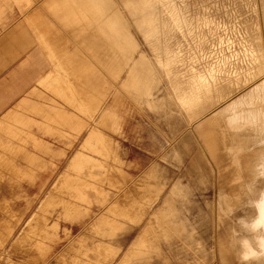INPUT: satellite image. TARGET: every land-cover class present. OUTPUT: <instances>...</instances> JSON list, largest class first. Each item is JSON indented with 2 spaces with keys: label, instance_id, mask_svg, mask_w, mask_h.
I'll use <instances>...</instances> for the list:
<instances>
[{
  "label": "rangeland",
  "instance_id": "obj_1",
  "mask_svg": "<svg viewBox=\"0 0 264 264\" xmlns=\"http://www.w3.org/2000/svg\"><path fill=\"white\" fill-rule=\"evenodd\" d=\"M45 1L33 0L25 13L14 7L10 23L0 25V39L10 28L25 24L30 13L47 11ZM112 1V6L106 3L102 9L116 36V68L113 72V56L105 57L101 65L106 68L98 67L95 72L97 78L104 82L114 79L117 85L116 98H123L129 110L124 132L113 129L100 115L109 99L98 95L87 101L90 108L85 115L75 107L92 92L68 102L46 90L65 108L82 116L86 127L70 146L39 135L65 155L41 154L42 159L33 161V169L27 168L31 163L25 159L26 152L16 153L15 164L23 169L0 163L4 174L0 176V264H93L88 262L86 250L74 249L84 245V241L73 239L80 236H89L88 246H116V258L104 257L99 264H119L146 223L148 240L168 241H161L168 254L166 261L155 258L149 264H237L236 217L251 219L255 210L250 202L264 189V181L253 180V168L264 157V135L229 131L224 108L226 102L233 107L249 106L262 90L253 88L260 84L250 81V73L264 67V0ZM37 18L36 27H45L37 24ZM96 28L99 32V26ZM69 37V31L56 36L63 43ZM58 51L75 50L67 46ZM29 89L25 87L24 92ZM152 97L163 102L170 119L163 109L156 113L137 103ZM207 110L215 112L217 125L214 156L206 140L210 123L190 119L192 113L199 116ZM93 128L106 139L103 157L110 165L108 177L97 182L113 193L116 201L105 210H97L95 215H102L98 219L85 218L97 220L98 225L91 224L93 227L86 230L80 224L83 218L66 214V210H77L81 203L89 206V200L50 201L56 195L53 189L71 171L73 157L86 151L84 141ZM235 137L242 151L239 155L232 145ZM27 148L32 150L33 146ZM25 172L33 176H25ZM10 183L16 187L12 192L8 190ZM233 209L235 216L230 215ZM55 221L60 225L56 236L32 233L33 227L52 226ZM47 229L53 232L51 227ZM240 233L243 236L242 229ZM115 236L116 240H109ZM61 254L63 258H57Z\"/></svg>",
  "mask_w": 264,
  "mask_h": 264
},
{
  "label": "crops",
  "instance_id": "obj_2",
  "mask_svg": "<svg viewBox=\"0 0 264 264\" xmlns=\"http://www.w3.org/2000/svg\"><path fill=\"white\" fill-rule=\"evenodd\" d=\"M32 3L33 0H0V25L7 26L10 23L14 7L25 13L32 7ZM106 3L113 5L112 0H46L47 11L30 13L25 24L10 28L0 39V163L4 167L25 168L21 164H15L18 152L27 153L25 159L31 163L27 168L32 169L33 161L42 159L41 154L50 157L64 156V150L55 149L51 142L43 140L39 135L49 136L56 143L70 146L72 139L80 136L86 127L82 116L65 108L57 99L50 97L46 90L68 102L76 99L78 101V96L92 92L90 98L86 95V99L78 101L79 106L75 107L85 115L90 108L87 101H94L98 95L109 99L108 104L100 111V115L110 122L113 129L120 133L124 132L129 110L123 98H116L117 85L113 82V76L112 81L104 82L97 78L95 72L98 67L103 70L106 68L104 64L101 65L105 57L113 56L112 71L115 72L116 68L114 54L116 36L110 20L103 18L105 11L102 7ZM36 16L40 21L37 24L42 23L45 27H36ZM96 26H99L100 33L97 32ZM117 30L120 31V28ZM63 31H69L72 36L64 43L56 38L63 34ZM67 46L74 48L75 51H58ZM81 49L90 52L84 53L80 51ZM116 73V81H118L120 73L117 70ZM25 87L30 89L24 92ZM158 100L157 97H152L137 103L145 104L156 113L163 109L166 118L170 119L169 112L163 108L165 105ZM188 123L191 127L190 122ZM105 142V137L93 128L84 141L83 148L86 151L78 152L73 157L69 165L71 171L66 173L60 186L53 189L56 195L50 201L89 200L91 202L89 206L81 203L77 210H66V214L72 212L73 216L83 218L80 224L86 230L93 227L91 224H95L94 227L98 225L97 220L90 222L85 218L98 219L102 215H95L96 211L105 210L116 201L113 193L99 185L101 179L108 177L110 167L106 157H103L102 147ZM28 145H32L33 149L27 148ZM2 175L4 176L0 172V176ZM24 175L32 177L33 173L25 172ZM151 175L158 177L155 172ZM15 188L13 183L8 190L12 192ZM144 199L151 197L145 196ZM53 210L57 213L56 209ZM49 227L53 232L47 229ZM58 228L60 225L55 221L52 226L48 224L33 227L32 233L47 232L50 236H56ZM148 229L146 223L133 247L123 254L119 264H149L155 258L166 261L168 254L161 246V241H168L148 240ZM6 230L12 233V229L6 228ZM88 238L89 236L73 238L79 242L84 241L82 242L84 245L74 249L86 250L88 262L99 264L104 257L116 258L119 252L116 246H88L85 245ZM109 240H116V236ZM95 250L102 254L95 253ZM56 256L63 258L62 254Z\"/></svg>",
  "mask_w": 264,
  "mask_h": 264
},
{
  "label": "bare ground",
  "instance_id": "obj_3",
  "mask_svg": "<svg viewBox=\"0 0 264 264\" xmlns=\"http://www.w3.org/2000/svg\"><path fill=\"white\" fill-rule=\"evenodd\" d=\"M119 18H120V12L116 10V19H119ZM250 74H251L250 81L260 84L258 85V88L257 87H253V88H256V89L262 88V90L259 93L256 92L255 98L253 99L251 105L249 106H247L246 104H239L233 107L230 105V103L228 104L226 102L224 113L227 115V121L229 122V125H228L229 131L235 132L236 135L239 134L240 132L248 131L250 135L254 134L255 136H262L264 135V96H263L264 87L262 85L263 80H264L263 79L264 78V67L254 68ZM182 100L186 104V100H184V98ZM213 116L215 117V112L214 111L211 112L208 110L204 111L199 116H196L195 113H192L190 115V119L193 121V123H195L198 120L200 121L201 119L202 120L207 119L205 121H208V123H210L208 124V127L210 128L206 134V140L208 143L209 152L211 153L212 156H214L217 151L216 130H214V128H216L217 125L215 123ZM235 139L236 137L232 139V142H233L232 145L233 147H235L234 151L237 153L236 155H239L242 151L239 150L240 145L239 143L235 142ZM206 153H208V151ZM236 162L237 163L239 162L238 158ZM236 252L237 253L239 252V248L237 249ZM260 264H264V260H262Z\"/></svg>",
  "mask_w": 264,
  "mask_h": 264
},
{
  "label": "clouds",
  "instance_id": "obj_4",
  "mask_svg": "<svg viewBox=\"0 0 264 264\" xmlns=\"http://www.w3.org/2000/svg\"><path fill=\"white\" fill-rule=\"evenodd\" d=\"M253 180L257 183L264 181V157L259 158L253 168ZM250 207L255 210L251 219L245 215L236 217L238 229H234V234L239 238L237 264H260L264 260V189L250 202ZM235 213L233 209L230 215L235 216Z\"/></svg>",
  "mask_w": 264,
  "mask_h": 264
}]
</instances>
